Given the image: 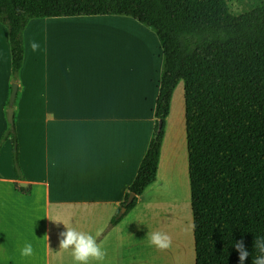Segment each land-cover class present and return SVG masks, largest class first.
<instances>
[{"label": "crops", "instance_id": "crops-1", "mask_svg": "<svg viewBox=\"0 0 264 264\" xmlns=\"http://www.w3.org/2000/svg\"><path fill=\"white\" fill-rule=\"evenodd\" d=\"M82 24L138 28L119 16L31 20L24 32L23 68L15 80L8 30L0 24L5 45L0 141L11 130L7 111L15 83L12 108L21 170L19 178L12 141L3 142L0 264H73L71 250L60 248L67 228L91 234L105 253L103 264H147L141 252L147 251L148 233L157 230L171 239L167 249L148 244L160 252L161 262L178 264L180 257V264H196L184 82L173 92L155 182L111 227L154 133L163 53L154 39L158 55L155 50L150 59L157 67L147 74L138 65V51L123 56L117 49L77 50L61 39L48 46V34H41L47 28ZM31 42L37 47L30 53ZM164 192L182 210L181 227L176 219L163 217L162 206L170 201ZM26 242L33 254L21 258L19 249Z\"/></svg>", "mask_w": 264, "mask_h": 264}, {"label": "trees", "instance_id": "trees-1", "mask_svg": "<svg viewBox=\"0 0 264 264\" xmlns=\"http://www.w3.org/2000/svg\"><path fill=\"white\" fill-rule=\"evenodd\" d=\"M110 16L154 32L163 53L154 133L111 227L155 182L171 99L183 81L196 264H240L233 246L240 241L252 264L256 236L264 235V0L238 15L228 0H0L14 79L31 20ZM9 139L20 178L14 125L0 150Z\"/></svg>", "mask_w": 264, "mask_h": 264}, {"label": "rangeland", "instance_id": "rangeland-1", "mask_svg": "<svg viewBox=\"0 0 264 264\" xmlns=\"http://www.w3.org/2000/svg\"><path fill=\"white\" fill-rule=\"evenodd\" d=\"M255 2H257V0H228V4L230 6L231 11L236 15L244 13L247 10H249L250 7L255 4ZM127 21L133 24L135 23V25H138V28L134 25H132L131 28L121 24L120 25L119 24H105V25L82 24V25H72L70 27H62V28L60 27H55L51 29L47 28L44 29L41 32V34L42 33L48 34L49 40H46L48 46L50 45V40L57 41L61 39V42L64 45H68L69 47H74V49L77 50L99 49V50L112 51L117 49L118 52L123 53V56L128 55V53L133 54L138 51L139 54L138 65H140L144 73L150 74L153 68L157 67L156 63L151 61L150 56L155 52V50L158 55L156 42H159V40L157 39L154 32H152L145 26L138 24V22L135 21L134 19L127 18ZM154 39H156V42ZM0 42L2 43L1 40ZM33 44L34 42L29 43L30 53L33 50L32 48ZM4 46L5 45L3 44L0 47L1 59H3L2 56H4L3 55V52L5 50L3 48ZM35 50H33V52ZM9 110L7 111V121L10 126L9 128L11 129L14 124L12 125L9 121ZM1 142L2 139L0 143ZM3 145L4 143L1 145V147H3ZM164 195L166 198H168V200H170L171 195L167 194L166 192H164ZM173 205L175 206L174 201L172 199L170 201H167V203H165V205L162 206V209L164 210L163 217H172L176 219L177 224L180 225L181 227V221L184 220L182 210L181 209L178 210L176 206L173 208ZM122 210H121V214H123ZM157 229H159V227H157ZM157 232L159 231L157 230ZM148 244L149 242L147 240V247H148L147 251L142 250L141 252L142 261L148 262L147 264H165L164 261L163 262L160 261V252L158 251L154 252L153 247L151 246L152 247L151 248L150 245L148 246ZM145 255H147V258L145 257ZM177 260H178V264H180L179 261L180 257L177 258ZM168 264H171V262H169Z\"/></svg>", "mask_w": 264, "mask_h": 264}, {"label": "clouds", "instance_id": "clouds-1", "mask_svg": "<svg viewBox=\"0 0 264 264\" xmlns=\"http://www.w3.org/2000/svg\"><path fill=\"white\" fill-rule=\"evenodd\" d=\"M36 47L37 45H32L33 50ZM61 236L63 238L60 240V248L71 250L73 264H103L105 253L91 234L67 228V231L61 233ZM147 238L149 244L158 249H167L171 245L170 237L162 232L148 233ZM233 246L239 253L240 264H245L250 253L245 249L243 242H236ZM254 248L260 254L253 257L252 264H264V235L256 236ZM32 254L33 246L30 242H26L19 249V256L21 258L31 257Z\"/></svg>", "mask_w": 264, "mask_h": 264}, {"label": "water", "instance_id": "water-1", "mask_svg": "<svg viewBox=\"0 0 264 264\" xmlns=\"http://www.w3.org/2000/svg\"><path fill=\"white\" fill-rule=\"evenodd\" d=\"M17 90H18L17 84L14 83L13 87H12V97H11L10 110H9V121L12 125L14 124V113H13L12 107H13L14 102H15ZM133 199H134V195H130L129 200H128V204H131L133 202ZM125 212H126V210L123 209L122 213L124 214Z\"/></svg>", "mask_w": 264, "mask_h": 264}]
</instances>
